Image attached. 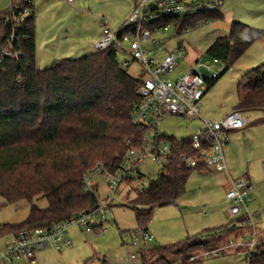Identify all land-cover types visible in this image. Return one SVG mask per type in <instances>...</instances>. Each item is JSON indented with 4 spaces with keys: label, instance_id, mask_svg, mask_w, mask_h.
<instances>
[{
    "label": "trees",
    "instance_id": "16d2710c",
    "mask_svg": "<svg viewBox=\"0 0 264 264\" xmlns=\"http://www.w3.org/2000/svg\"><path fill=\"white\" fill-rule=\"evenodd\" d=\"M15 16L9 15L8 9L0 13V54L10 35L12 50L20 54L16 60L0 63V199L5 205L25 202L28 216L20 223L1 226L0 237L51 228L75 214L96 209L98 199L82 191L81 178L96 165L115 172L121 156L139 147L147 130L130 121L140 101L137 90L141 79L119 68L112 50L76 60L62 59L38 70L34 12L21 21ZM221 19L219 12L185 20L162 19L152 29L170 24L179 35L198 21ZM262 38L263 31L232 22L228 35L216 39L205 52L225 65L216 79L207 83L206 91ZM231 111H264V63L247 72L237 84L236 104ZM161 137L177 154L183 145L185 153H193L189 137ZM201 168L188 169L171 161L143 191L126 184L134 196L126 208L133 212L137 227L147 230L152 210L174 205L184 194L190 174ZM38 197L45 200L46 208L33 204ZM226 227L225 232L235 230L228 225L205 230L182 242L140 249L137 257L140 264H171L165 258L169 253L178 258L177 264H192L189 260L195 254L219 244ZM249 264H264V242Z\"/></svg>",
    "mask_w": 264,
    "mask_h": 264
},
{
    "label": "built area",
    "instance_id": "2783aa9c",
    "mask_svg": "<svg viewBox=\"0 0 264 264\" xmlns=\"http://www.w3.org/2000/svg\"><path fill=\"white\" fill-rule=\"evenodd\" d=\"M33 1L8 0V14H16L14 19L18 21L30 17L34 12ZM221 6L222 0H139L118 29L112 30L108 27L106 19H101V37L94 46L95 51L112 50L119 68L126 70L130 64L135 63L143 72L139 77L141 84L137 90L140 101L134 107L130 121L134 126L147 127V130L139 147H132L121 156L115 172H110L102 165H96L86 171L81 178L82 191L88 197H96L93 178L97 176L105 180L108 195L103 204L98 202L97 208L93 211L75 214L51 228L17 232L0 249V264H18L21 261L35 264L36 250L48 245H52L57 251L69 247L71 242L66 238V234L70 228H76L85 234L106 233V226L109 224L106 218L120 187L128 183H131L136 191H143L147 187L148 182L144 181L138 169V165L145 160L160 167L177 161L188 169H197L201 166V170H213L228 177L223 157L227 133L242 130L247 125V120L243 114L236 111H231L217 121H207L199 115L207 83L218 76L213 71V66L217 65L218 61L211 59V63H202L196 60L185 74L171 80L177 63L185 56L184 48L181 43H177L171 50L164 51L159 45L161 42L153 38V35L159 32L168 33L172 28L170 24L152 29L153 25L162 19H191L217 13ZM203 22L206 23L207 20ZM183 31L187 33L188 29ZM12 39V35L6 39L7 46L0 54V63L4 59L16 60L20 56L10 46ZM166 117L199 121L197 133L189 136L192 154L185 153V145L177 154L176 149L162 139V134L156 127L157 122ZM228 182V188L224 192L229 216L228 226L244 229L251 221L247 207L253 201V184L244 178L229 179ZM250 232L248 241L240 235L228 246L235 249V255H243L246 264H249L259 245L256 241V228L253 227ZM124 240L130 241L132 246H138L139 243H153L154 237L144 228H136L127 233ZM218 253V250H211L203 253L201 257L217 256ZM136 258L137 256L133 254L126 258V261ZM195 259L193 256L190 261Z\"/></svg>",
    "mask_w": 264,
    "mask_h": 264
},
{
    "label": "rangeland",
    "instance_id": "374dc122",
    "mask_svg": "<svg viewBox=\"0 0 264 264\" xmlns=\"http://www.w3.org/2000/svg\"><path fill=\"white\" fill-rule=\"evenodd\" d=\"M225 10L234 14L237 18L249 19L254 14L253 7H257L260 0H224ZM138 3L139 0H136ZM0 3L8 5V0H0ZM256 5V6H255ZM7 8V9H8ZM252 9V10H251ZM223 12V10H222ZM256 17V16H254ZM230 19L207 20L206 23L198 21L194 26L188 27V32L176 35L173 28L168 33L159 32L153 35L159 45L166 50H171L181 43L185 56L176 65L171 80L185 74L196 60L202 63H211V59L205 55L208 47L218 38L228 35ZM261 25L250 26L255 30H261ZM260 27V28H259ZM264 32V31H263ZM58 41L49 45V49H41L38 55V68H49L54 62L64 59L76 60L86 53L72 54L69 57H57L55 52ZM251 47L239 60L224 72L211 87L208 88L201 100L200 117L207 121H217L227 116L236 104V88L242 77L250 70L264 63V42H259ZM96 51L94 50L93 53ZM91 53V54H93ZM85 54V55H83ZM257 62V63H253ZM256 64V65H254ZM225 65L218 62L213 66V71L218 75L224 70ZM126 72L131 77H141L143 72L135 63L130 64ZM247 125L239 131L227 133V143L223 147V157L226 165L233 168L234 177L249 180L254 188L259 189V199L253 194V201L247 209L251 216L244 229H235L223 232L219 244L211 249H205L195 254L192 264H246L243 255H235V249L229 248L230 242L243 235L248 241L251 232L248 229L256 228L264 230V111L243 114ZM199 121H189L179 117H166L157 122V130L166 137L181 139L197 133ZM160 165L145 160L138 165L139 172L145 182L155 180L160 171ZM194 171L190 174L184 194L172 206L156 207L152 210L151 221L147 225V231L153 235L154 241L150 244L139 243L132 246L130 241L124 240L127 233L137 227L133 212L126 205L133 199V194L127 191L124 185L117 191L110 205L107 215V232L102 235L85 234L76 228L67 230V236L71 244L61 251H57L52 245L38 250L37 264H140V259L126 261L131 255H136L142 248L165 246L184 241L200 235L208 228L216 229L228 225L229 216L224 202L223 178L220 173L206 170L204 173ZM96 198L99 204H103L108 195L105 180L99 177L93 178ZM254 191H256L254 189ZM33 204L40 208H46L44 199L38 197ZM28 216V205L25 202L5 205L0 199V227L22 222ZM245 232V233H244ZM154 233V234H153ZM229 235V236H227ZM227 236V237H225ZM11 239V235L0 237V245ZM128 239V238H127ZM259 240V239H258ZM257 241V239H256ZM211 250H218L217 256L202 258V254ZM242 251V249H237ZM165 258L171 264H177L178 258L174 254H167ZM153 258L150 261H154ZM20 264H25L20 262ZM27 264V263H26Z\"/></svg>",
    "mask_w": 264,
    "mask_h": 264
},
{
    "label": "crops",
    "instance_id": "0c3cea01",
    "mask_svg": "<svg viewBox=\"0 0 264 264\" xmlns=\"http://www.w3.org/2000/svg\"><path fill=\"white\" fill-rule=\"evenodd\" d=\"M135 3L136 0H71L70 2L68 0H34V39L36 68L38 70H41L37 66L39 58L38 55H41L39 51L42 48L48 50L49 45L52 43L56 44V41H58V46L54 55L57 57H69L75 53H78L79 55L86 52L87 54L93 53L95 50L94 46L101 37V19L105 18L108 27H110L112 30H116L126 20ZM224 7L225 1L222 0V6L219 11V14L222 16L221 20H225L227 17L228 19H230V24L232 22H239L248 27L257 25V23H259V25H261V28H259L264 31V0H260L257 3V7L252 8L255 9L254 14L252 13L247 20H244V18H237L236 16H234V14L225 10ZM7 8L8 5H6L5 3H0V13L7 10ZM259 42H264V38L256 41L251 47L256 46L257 44H261ZM253 63L257 62L253 61ZM226 168L228 177L220 173L224 180L222 185V187H224V192L228 188V180L233 179L234 177L233 168L230 165L229 167L226 165ZM205 171V169H202L198 172L204 173ZM254 189L256 190L253 191L255 201V196L257 200V198L259 199L260 194L257 187H255ZM211 229H213V227L208 228L207 230ZM249 232L250 229H248L246 234H249ZM66 238H68L67 234ZM256 239L259 244L264 242V230L263 232L257 231ZM4 243L0 245V249L3 247ZM142 249L147 248L145 247ZM37 251L38 250L35 251V264H37ZM18 264H20V262Z\"/></svg>",
    "mask_w": 264,
    "mask_h": 264
}]
</instances>
